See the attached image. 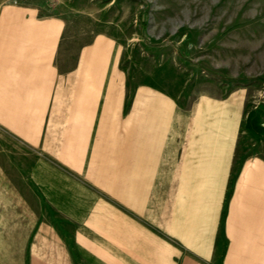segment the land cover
I'll return each instance as SVG.
<instances>
[{
	"label": "crops",
	"instance_id": "obj_1",
	"mask_svg": "<svg viewBox=\"0 0 264 264\" xmlns=\"http://www.w3.org/2000/svg\"><path fill=\"white\" fill-rule=\"evenodd\" d=\"M64 27L17 0L1 5L0 254L264 264V97L223 77L170 84L165 64L131 90L114 33L60 65Z\"/></svg>",
	"mask_w": 264,
	"mask_h": 264
},
{
	"label": "rangeland",
	"instance_id": "obj_2",
	"mask_svg": "<svg viewBox=\"0 0 264 264\" xmlns=\"http://www.w3.org/2000/svg\"><path fill=\"white\" fill-rule=\"evenodd\" d=\"M7 1L13 0H0V9ZM17 1L64 21L60 65L73 66L83 45L111 32L125 44L122 66L131 90L165 64L170 84L199 87L223 77L231 86H249L251 100L264 97V0ZM4 224L11 231L28 223ZM12 256L0 254V261L12 264Z\"/></svg>",
	"mask_w": 264,
	"mask_h": 264
}]
</instances>
